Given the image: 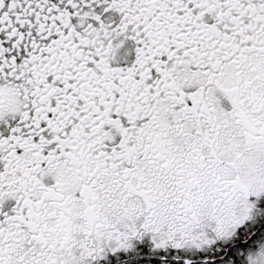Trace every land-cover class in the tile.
Listing matches in <instances>:
<instances>
[{"label": "snow or ice", "instance_id": "6c2138e0", "mask_svg": "<svg viewBox=\"0 0 264 264\" xmlns=\"http://www.w3.org/2000/svg\"><path fill=\"white\" fill-rule=\"evenodd\" d=\"M0 264H264V0H0Z\"/></svg>", "mask_w": 264, "mask_h": 264}]
</instances>
